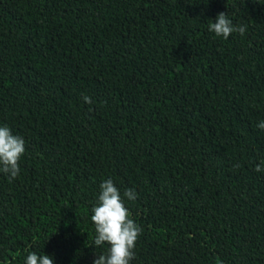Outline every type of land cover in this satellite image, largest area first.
<instances>
[{
    "label": "trees",
    "instance_id": "16d2710c",
    "mask_svg": "<svg viewBox=\"0 0 264 264\" xmlns=\"http://www.w3.org/2000/svg\"><path fill=\"white\" fill-rule=\"evenodd\" d=\"M220 12L245 34L210 32ZM261 121L264 0H0V126L26 147L0 264H93L108 179L142 230L130 264H264Z\"/></svg>",
    "mask_w": 264,
    "mask_h": 264
},
{
    "label": "clouds",
    "instance_id": "9594fccd",
    "mask_svg": "<svg viewBox=\"0 0 264 264\" xmlns=\"http://www.w3.org/2000/svg\"><path fill=\"white\" fill-rule=\"evenodd\" d=\"M208 30L217 37L225 40L233 32L244 35L245 26H234L227 13L220 12L215 20H209ZM85 102L91 104L90 97H83ZM264 130V121L256 125ZM25 141L21 136L14 135L8 126H0V172L14 179L19 175V160L25 153ZM238 167V165H237ZM264 170V160L257 164L255 171ZM98 203L91 208V220L95 226V247L107 243L105 253H99L93 264H130L135 258L134 248L141 233V228L130 218L128 209L121 197L119 189L111 179L101 185ZM128 200L134 201L137 194L134 189H126L123 193ZM25 264H54V258L45 254L38 256L35 252L27 255Z\"/></svg>",
    "mask_w": 264,
    "mask_h": 264
}]
</instances>
